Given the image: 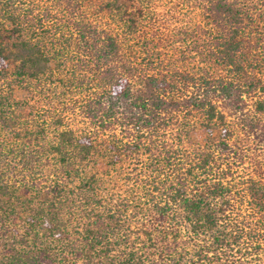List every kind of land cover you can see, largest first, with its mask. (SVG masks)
Returning a JSON list of instances; mask_svg holds the SVG:
<instances>
[{
	"label": "trees",
	"instance_id": "1",
	"mask_svg": "<svg viewBox=\"0 0 264 264\" xmlns=\"http://www.w3.org/2000/svg\"><path fill=\"white\" fill-rule=\"evenodd\" d=\"M0 264H264V0H0Z\"/></svg>",
	"mask_w": 264,
	"mask_h": 264
},
{
	"label": "rangeland",
	"instance_id": "2",
	"mask_svg": "<svg viewBox=\"0 0 264 264\" xmlns=\"http://www.w3.org/2000/svg\"><path fill=\"white\" fill-rule=\"evenodd\" d=\"M176 26H174V24L171 27L167 28V31L164 32L161 36L157 35L153 38V40H151V38L148 40L149 42H151L152 44H150V46H148V49L145 51H152L153 45H155V42H157L159 39H163L162 40V50L161 51H173L175 49V47H177V45L179 43H177V41H175V37H176ZM175 35V37H174ZM161 45V43H160ZM145 49V48H144ZM150 49V50H149ZM141 51H143V49H141ZM193 140L195 142H204V140L206 139L207 135L205 133V131L198 129L196 131L193 132Z\"/></svg>",
	"mask_w": 264,
	"mask_h": 264
}]
</instances>
